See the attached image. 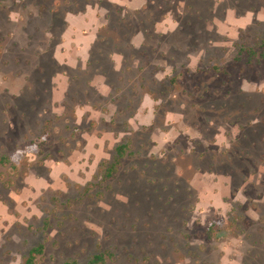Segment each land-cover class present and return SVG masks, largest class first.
<instances>
[{"label":"rangeland","instance_id":"374dc122","mask_svg":"<svg viewBox=\"0 0 264 264\" xmlns=\"http://www.w3.org/2000/svg\"><path fill=\"white\" fill-rule=\"evenodd\" d=\"M41 244L264 264V0H0V264Z\"/></svg>","mask_w":264,"mask_h":264},{"label":"trees","instance_id":"16d2710c","mask_svg":"<svg viewBox=\"0 0 264 264\" xmlns=\"http://www.w3.org/2000/svg\"><path fill=\"white\" fill-rule=\"evenodd\" d=\"M131 143L126 142L118 145L116 147V155L114 156V159L109 162H105V170H103L104 176L106 178L111 177L115 175L116 172L119 171L120 167L122 166V160L123 158L131 153ZM216 225H219L217 221L210 222L209 224V231L214 234V228H216ZM44 252V245L41 244L39 246H36L32 248L28 255L25 258V264H36L38 255L43 254ZM104 254L99 253L95 254L93 258H91L86 264H100L104 262ZM75 262H66V264H74Z\"/></svg>","mask_w":264,"mask_h":264},{"label":"crops","instance_id":"0c3cea01","mask_svg":"<svg viewBox=\"0 0 264 264\" xmlns=\"http://www.w3.org/2000/svg\"><path fill=\"white\" fill-rule=\"evenodd\" d=\"M144 5V4H143ZM100 30H98L97 28H95L94 27V29L93 30H91L90 31V33H89V39H91V41L89 42L90 44H89V46H88V49H87V53H85V52H81V51H85V50H83L82 48H80V50H78L77 51V53L79 54V55H81L80 57L82 58V59H84L83 57H86L87 55H88V57H90V55H91V51H92V46H93V44L94 43H96V41H97V38H99V36H100ZM82 47H85V45H82ZM84 60H87V59H84Z\"/></svg>","mask_w":264,"mask_h":264}]
</instances>
